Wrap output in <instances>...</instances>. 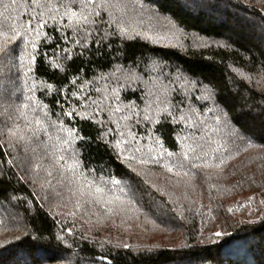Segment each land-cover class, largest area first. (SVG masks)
I'll return each mask as SVG.
<instances>
[{"label": "trees", "instance_id": "obj_1", "mask_svg": "<svg viewBox=\"0 0 264 264\" xmlns=\"http://www.w3.org/2000/svg\"><path fill=\"white\" fill-rule=\"evenodd\" d=\"M142 2L141 9L137 7L141 0H122L127 5L125 19L129 30L139 32V37L123 42L116 37L111 47L105 42L102 51L89 57V52L98 47L93 41L81 61L83 68L96 76L108 75L119 66L125 71L131 68L140 80L129 82L121 76L119 81L101 80L94 87L102 90L107 87L109 92L116 88L127 98L125 103L133 100L143 108L147 92L155 91L151 83L162 90L176 88L171 98L178 101L185 91L184 85L182 81H172L180 72L214 91L238 94L239 103L233 114L239 117V125H243L244 140L241 142L227 130H221L217 140L226 163L218 176L213 173L212 180L198 174L185 177L177 186L176 177H170L169 184L161 179L168 174L158 166L149 167L143 179L136 177L145 189L142 214L136 209L107 213L93 207L90 211L94 215H83L81 210L75 216H66L63 213L73 210L71 204L57 207L60 202L46 192L32 195L31 182H18L16 174L20 169L13 167L6 175L0 174L3 178L0 188L4 192L0 196V205H3L0 207V244L7 248L0 250V264H14V253L29 249L37 233H42V237L39 247L32 252L35 264H66L67 260L85 264L101 252L114 256L113 264H264V116L258 115L264 105L254 107L264 96V0ZM53 26L49 22L48 27ZM41 40L36 44L40 53L37 60L42 63L51 48ZM153 64L159 65L163 75L160 71H150ZM34 67L39 69L33 73L38 85L34 99L40 105L48 104V119L55 120L60 112L57 97L47 94L39 85L40 81L54 83L58 77H52L51 69L44 72L40 64ZM199 94L197 91L196 95ZM92 95L97 96L95 92ZM59 99L65 104V110L72 105L71 100ZM191 99L197 107L201 106L195 96ZM250 108V117L239 115ZM67 123L80 128L84 122L75 118ZM180 127L183 125L176 127L177 132ZM165 131L175 135L170 128L166 127ZM89 132L92 135L88 146L77 148L83 157L81 166L107 168L109 173L115 171L118 176L126 172L125 165L96 139V131L85 126L81 134ZM16 155L13 151L8 158ZM20 155L23 156V151ZM144 180L148 181L147 185ZM53 184L56 185L55 179ZM148 185L159 186L160 191H153ZM57 190L62 191L59 185ZM13 196H22L23 200H13ZM46 196L48 202L43 203ZM29 200L40 202L29 204ZM173 208H178L183 215ZM50 210L56 214L49 215ZM61 214L73 227V235H68V230L58 222ZM215 232L222 235L216 237ZM57 235H63L70 248L65 249L57 241ZM125 243L128 249L122 247Z\"/></svg>", "mask_w": 264, "mask_h": 264}, {"label": "snow or ice", "instance_id": "obj_2", "mask_svg": "<svg viewBox=\"0 0 264 264\" xmlns=\"http://www.w3.org/2000/svg\"><path fill=\"white\" fill-rule=\"evenodd\" d=\"M137 7L143 8L142 0ZM126 16L127 5L122 0H0V149H4L0 152V174L6 175L13 167L19 168L18 182L30 181L32 195L46 192L60 202L57 207L72 205L71 213H63L66 216H75L81 210L83 215H94L95 212L90 211L93 207L107 213L136 209L142 214L145 189L136 177L143 179L149 167L158 166L168 174L161 179L169 184L172 183L170 177H176L177 186L185 177L198 174L205 180H212L213 173L218 176L226 163L220 153L217 135L221 130H227L241 142L245 138L243 125H239V117L233 114L239 103L238 94L214 91L180 72L172 81H182L184 85L185 91L178 101L171 98L176 88L162 90L150 82L155 91L147 92L143 108L133 100L125 103L127 98L122 97L116 88L109 92L107 87L103 90L94 87L101 80L114 78L119 81L121 76L129 82L140 80L131 68L125 71L117 66L108 75L96 76L81 63L93 41L98 47L89 52V57L102 51L105 42L111 47L116 37L123 42L140 36L139 32L129 30ZM49 22L54 26L49 28ZM37 40L51 48L42 63L37 60L40 55ZM36 64H40L44 72L51 69L52 77H58L54 81L55 87L54 83L46 81H40L39 85L47 94L57 97L60 112L55 120L48 119V104L40 105L34 99L38 85L33 73L39 71L34 67ZM150 71H160L159 65L153 64ZM160 74L163 75L162 71ZM89 75L93 79H87ZM197 91H200L199 95H196ZM192 96L200 102V107L192 102ZM59 97L71 100L72 105L65 110ZM261 105H264V96L254 107ZM239 115L250 117L251 108L248 112L242 110ZM258 115L264 116V107H260ZM75 118L84 122L80 128L68 126V120ZM181 125L183 127L177 132L176 127ZM85 126L96 131V139L125 165L126 172L122 171L118 176L115 171L109 173L107 168L97 170L81 166L83 157L77 148L87 147L92 135L91 132L81 134ZM166 127L175 135L166 132ZM13 151L17 155L9 159V153ZM144 184L147 185L148 181L144 180ZM57 185L62 191L57 190ZM148 186L153 191H160L159 186ZM3 195L0 188V196ZM11 199L22 201L23 197L13 196ZM39 202L27 201L29 204ZM47 202L48 196L43 203ZM173 211L183 215L178 208ZM54 214L49 211V215ZM68 235L73 232L68 230ZM213 235L220 237L222 233ZM41 237L42 233H37L29 249L16 251L14 264H35L32 252L39 247ZM56 239L65 245V249L70 248L63 235H57ZM122 247L128 249L129 245L125 243ZM0 250L7 248L0 244ZM114 259V256L101 252L85 264H96L97 261L113 264ZM66 264H72V261L67 260Z\"/></svg>", "mask_w": 264, "mask_h": 264}, {"label": "rangeland", "instance_id": "obj_3", "mask_svg": "<svg viewBox=\"0 0 264 264\" xmlns=\"http://www.w3.org/2000/svg\"><path fill=\"white\" fill-rule=\"evenodd\" d=\"M60 219L58 220V222L63 226V227H65L67 230H73V227L72 226H70L69 224V222L66 220V219H63V218H65V216L64 215H60V217H59Z\"/></svg>", "mask_w": 264, "mask_h": 264}]
</instances>
